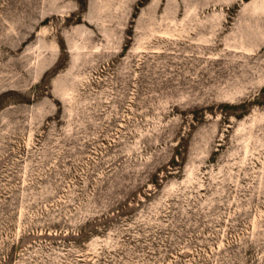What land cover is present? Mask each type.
Wrapping results in <instances>:
<instances>
[{
	"label": "rangeland",
	"instance_id": "374dc122",
	"mask_svg": "<svg viewBox=\"0 0 264 264\" xmlns=\"http://www.w3.org/2000/svg\"><path fill=\"white\" fill-rule=\"evenodd\" d=\"M0 264H264V0H0Z\"/></svg>",
	"mask_w": 264,
	"mask_h": 264
}]
</instances>
